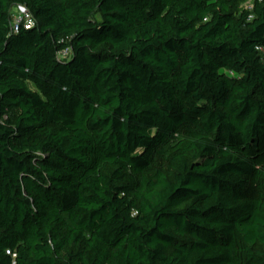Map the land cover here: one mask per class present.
<instances>
[{"label":"trees","instance_id":"obj_1","mask_svg":"<svg viewBox=\"0 0 264 264\" xmlns=\"http://www.w3.org/2000/svg\"><path fill=\"white\" fill-rule=\"evenodd\" d=\"M0 264H264V0H0Z\"/></svg>","mask_w":264,"mask_h":264},{"label":"built area","instance_id":"obj_2","mask_svg":"<svg viewBox=\"0 0 264 264\" xmlns=\"http://www.w3.org/2000/svg\"><path fill=\"white\" fill-rule=\"evenodd\" d=\"M12 32L19 33L22 27L31 28L36 25L33 14L23 5H15L12 10ZM258 49H261L258 47ZM71 49H64L58 52L57 56L62 60L71 58Z\"/></svg>","mask_w":264,"mask_h":264},{"label":"rangeland","instance_id":"obj_3","mask_svg":"<svg viewBox=\"0 0 264 264\" xmlns=\"http://www.w3.org/2000/svg\"><path fill=\"white\" fill-rule=\"evenodd\" d=\"M249 5H250L249 3H245L244 4L245 7H249Z\"/></svg>","mask_w":264,"mask_h":264}]
</instances>
